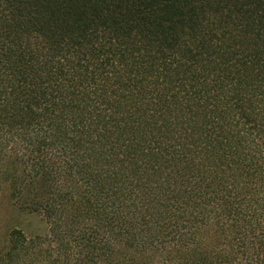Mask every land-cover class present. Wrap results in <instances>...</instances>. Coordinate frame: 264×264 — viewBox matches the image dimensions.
I'll list each match as a JSON object with an SVG mask.
<instances>
[{
    "label": "trees",
    "instance_id": "obj_1",
    "mask_svg": "<svg viewBox=\"0 0 264 264\" xmlns=\"http://www.w3.org/2000/svg\"><path fill=\"white\" fill-rule=\"evenodd\" d=\"M6 183L0 264H264V0H0Z\"/></svg>",
    "mask_w": 264,
    "mask_h": 264
},
{
    "label": "rangeland",
    "instance_id": "obj_2",
    "mask_svg": "<svg viewBox=\"0 0 264 264\" xmlns=\"http://www.w3.org/2000/svg\"><path fill=\"white\" fill-rule=\"evenodd\" d=\"M12 229H21L29 237L45 236L48 225L41 213L28 208L21 198H13L6 183L0 196V254L7 248Z\"/></svg>",
    "mask_w": 264,
    "mask_h": 264
}]
</instances>
